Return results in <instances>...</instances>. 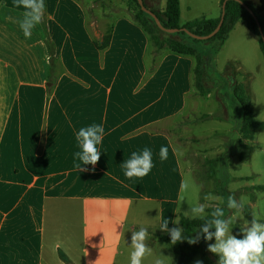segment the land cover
<instances>
[{
    "label": "crops",
    "instance_id": "1",
    "mask_svg": "<svg viewBox=\"0 0 264 264\" xmlns=\"http://www.w3.org/2000/svg\"><path fill=\"white\" fill-rule=\"evenodd\" d=\"M166 1H155L157 10L163 12ZM44 2V20L26 39L14 22L22 9L0 0V264H130L131 234L141 227L152 249L143 264L157 258L177 264L172 245L155 236L165 218L169 228L179 226L184 180L162 124L187 109L193 59L166 50L155 54L147 34L126 15L95 22L93 32L79 0ZM221 10L222 0H179V24L216 19ZM108 33L109 44L100 51L95 41ZM222 54L242 64L257 56L264 61L259 38L243 20L212 63ZM262 69L257 86L247 87L255 120ZM238 70L254 79L252 68ZM94 123L105 129L97 146L101 157L79 172L76 133ZM161 146L169 149L164 161ZM145 147L154 167L143 178H127L122 163ZM254 206L253 200L247 207Z\"/></svg>",
    "mask_w": 264,
    "mask_h": 264
},
{
    "label": "rangeland",
    "instance_id": "2",
    "mask_svg": "<svg viewBox=\"0 0 264 264\" xmlns=\"http://www.w3.org/2000/svg\"><path fill=\"white\" fill-rule=\"evenodd\" d=\"M79 1L85 8L89 23H93L91 25L93 32H95V22L108 23L112 17L131 16L135 8L129 0ZM155 1L151 0L147 5L157 9ZM176 37L199 50L204 49V52L212 51L211 43H192L184 36ZM150 47L154 48L152 43ZM212 58L205 83L208 94L201 97L193 88V94L188 98L185 112L162 124V129L169 135L177 149L184 169V179H188L191 184L185 200L179 201V212L193 219L187 212L192 205L199 203L210 205L208 208L216 205L226 208L229 194L224 197L222 193L223 190H227L237 200L243 201L244 210L246 209L251 217L264 223V191L251 192L250 190L247 194L245 190L251 185H264V131L253 132L254 140L261 144L260 148H256L253 140H248L240 134L242 111L233 96L230 85L233 79L246 92L249 85L256 87V81L261 78L256 74H261L264 61L262 57L257 56L256 62L253 59L249 64H242L229 61L225 54H222L219 58L215 57L212 63ZM226 67L230 70L225 71ZM249 68L253 69L254 79L248 78L238 70ZM254 112L256 119L264 122V93L262 92L257 96ZM232 178L236 180L227 182ZM253 200L255 206L249 209L247 206L253 203ZM242 216L243 219L237 218L233 225V235V229H235L242 237L240 225L244 220L249 221L243 213ZM214 242V238L212 241L203 239V246L208 249V245ZM198 262L200 264V257L196 255L190 264H198Z\"/></svg>",
    "mask_w": 264,
    "mask_h": 264
},
{
    "label": "clouds",
    "instance_id": "3",
    "mask_svg": "<svg viewBox=\"0 0 264 264\" xmlns=\"http://www.w3.org/2000/svg\"><path fill=\"white\" fill-rule=\"evenodd\" d=\"M13 6L22 9L21 18L14 22L19 25L26 39L31 38L34 29L44 20V0H14ZM104 134L103 125L95 123L81 127L76 133L80 150L74 154L76 160L79 161L74 166L79 172L88 170L84 166L92 165L94 167L99 162L101 152L97 146L102 143ZM168 153V147L161 146L160 160H167ZM153 167V153L147 147L140 152H132L130 158L122 163L124 175L129 179L143 178L150 173ZM190 188L191 184L188 179L181 181V201L185 200ZM205 199L208 198L205 197ZM208 207L210 205L198 203L190 206L187 211L193 219L203 221L199 228V234L195 238H185L181 227L169 228V220L166 218L160 223L159 228L170 235L172 244L185 239L190 244H195L198 242L199 236H202L205 241H212L214 238L215 242L208 245V251L219 257L217 264H264V223L252 217L250 222L244 220L240 225L242 238L232 234V228L237 218L243 219V201L229 195L226 202L227 213L225 207L219 205L212 206L211 212L207 213L206 208ZM175 224L178 225V223ZM148 238L149 233L145 227L132 232L130 264H143L144 259L152 255V249L147 243ZM154 264H164V260L157 258Z\"/></svg>",
    "mask_w": 264,
    "mask_h": 264
},
{
    "label": "trees",
    "instance_id": "4",
    "mask_svg": "<svg viewBox=\"0 0 264 264\" xmlns=\"http://www.w3.org/2000/svg\"><path fill=\"white\" fill-rule=\"evenodd\" d=\"M135 6L134 13L131 16H128L133 22L138 24L144 32L147 34L150 43L153 44V52L158 54L164 50L168 51L171 54H175L178 56H187L191 57L194 61L193 68V88L197 91V93L201 97H205L208 94V90L206 88V80L208 77L207 69L210 62V56H215L222 42L226 39L228 32L232 29L234 24L238 20H243L246 22L248 29L255 34L259 38V46L262 55H264V41H262L260 37L259 30L257 25L252 18V16L243 8V6L235 1H226L225 3V13L223 23L219 29V31L206 41H199L190 38L183 31L187 30L188 32L196 35V36H207L209 35L218 25L220 17L216 19H200L194 20L192 22H188L183 26L179 24V0H167L166 7L163 12H160L157 9L151 8L145 1L143 4L146 9L150 10L153 14H155L161 24V26L166 30H177L178 32L175 34H168L165 31H162L155 24L153 19L146 13H144L138 4L137 0H129ZM159 1V0H156ZM225 0H222V4ZM244 3L257 17L262 31H264V0H240ZM110 33L104 35L100 42L95 41V46L100 50H104L110 40ZM181 35L192 41V43H211L212 51L207 54H203L197 49L195 46H190L186 44L184 41L180 40L176 36ZM49 46L50 56H51V64L53 63V52ZM152 48V47H150ZM230 70L228 67L225 68V71ZM224 75V74H223ZM232 86L233 96L241 107L242 116H241V126H240V134L244 135L248 140H253V132L254 131H264V123L259 122L254 119L253 112L251 109L250 99L245 91V89L232 79L230 82ZM229 179L227 182H230ZM246 191L257 190L264 191V185L251 187L245 189ZM231 195L227 190H223L222 195L225 197L226 195ZM212 208H208L207 212L210 213ZM226 213L227 209L225 208ZM243 214L246 218L251 221L250 215L247 213V210L243 209ZM179 226L183 229V235L185 238L188 237H197L199 234V228L202 225L203 221L200 219H189L183 215L178 216ZM234 235H237L238 238H242L238 231L233 229ZM160 240L164 242H169L172 245L173 252L177 255V264H190L193 258L196 255L200 257V264H217L219 257L203 246V237L199 236L198 242L195 244H190L187 239L177 242L176 244L171 243V238L168 233L161 232L156 233Z\"/></svg>",
    "mask_w": 264,
    "mask_h": 264
},
{
    "label": "water",
    "instance_id": "5",
    "mask_svg": "<svg viewBox=\"0 0 264 264\" xmlns=\"http://www.w3.org/2000/svg\"><path fill=\"white\" fill-rule=\"evenodd\" d=\"M137 1H138L139 6H140V9H141L144 13L148 14V15L153 19V21L155 22V24L158 26L159 29H161L162 31H165V32H167V33H170V34H174V33H177V32H178L177 30H166V29H164V28L161 26V24H160V22H159L157 16H156L155 14H153L150 10H148V9L145 8V6H144V4H143V1H144V0H137ZM226 1H235V2H238V3H240V4L243 6V8H244L245 10H247V12H248V13L252 16V18L254 19V21H255V23H256V25H257V28H258V30H259L260 37H261L262 41H264V31H262V27H261V25H260V23H259L257 17H256V16L254 15V13H253V12H252V11H251V10H250V9L244 4V3H242L240 0H225V1L223 2L219 23H218V25L216 26V28H215V29H214L209 35L200 37V36H196V35H194V34L188 32L187 30H184V29H183V31H184V32L187 34V36H189L190 38L195 39V40H199V41H206V40H209L210 38H212L213 36H215V34L219 31V29H220V27H221V25H222V23H223L224 13H225V3H226Z\"/></svg>",
    "mask_w": 264,
    "mask_h": 264
}]
</instances>
